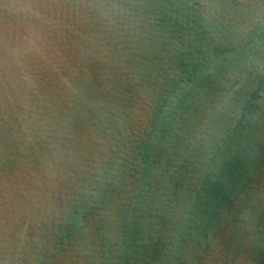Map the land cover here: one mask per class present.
Wrapping results in <instances>:
<instances>
[{"label": "water", "instance_id": "obj_1", "mask_svg": "<svg viewBox=\"0 0 264 264\" xmlns=\"http://www.w3.org/2000/svg\"><path fill=\"white\" fill-rule=\"evenodd\" d=\"M0 264H264V0H0Z\"/></svg>", "mask_w": 264, "mask_h": 264}]
</instances>
